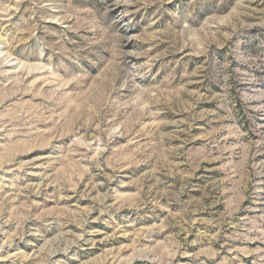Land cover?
Returning <instances> with one entry per match:
<instances>
[{"label":"rangeland","instance_id":"obj_1","mask_svg":"<svg viewBox=\"0 0 264 264\" xmlns=\"http://www.w3.org/2000/svg\"><path fill=\"white\" fill-rule=\"evenodd\" d=\"M0 264H264V0H0Z\"/></svg>","mask_w":264,"mask_h":264}]
</instances>
